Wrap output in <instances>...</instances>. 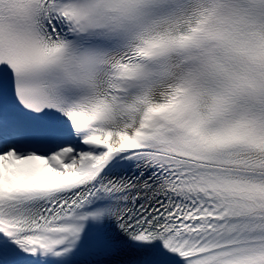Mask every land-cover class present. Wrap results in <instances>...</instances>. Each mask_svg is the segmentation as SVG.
<instances>
[{
	"label": "snow or ice",
	"instance_id": "snow-or-ice-1",
	"mask_svg": "<svg viewBox=\"0 0 264 264\" xmlns=\"http://www.w3.org/2000/svg\"><path fill=\"white\" fill-rule=\"evenodd\" d=\"M0 264H264V0H0Z\"/></svg>",
	"mask_w": 264,
	"mask_h": 264
}]
</instances>
